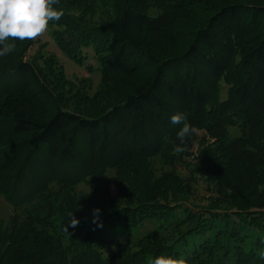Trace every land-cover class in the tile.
Here are the masks:
<instances>
[{
    "label": "trees",
    "instance_id": "16d2710c",
    "mask_svg": "<svg viewBox=\"0 0 264 264\" xmlns=\"http://www.w3.org/2000/svg\"><path fill=\"white\" fill-rule=\"evenodd\" d=\"M148 3L158 18L148 17ZM58 7L64 15L49 22L55 41L80 66L92 48L101 87L88 95L54 56L39 50L42 67L27 60L36 40L10 38L16 48L0 57V196L25 216L0 227V264H149L161 254L264 264V0ZM178 112L211 142L196 132L175 153ZM196 144L201 159L192 163ZM156 157L200 172L218 201L188 205L191 184L174 171L157 178ZM81 183L90 184L81 198L88 214L73 193ZM147 223L155 228L142 231Z\"/></svg>",
    "mask_w": 264,
    "mask_h": 264
},
{
    "label": "rangeland",
    "instance_id": "374dc122",
    "mask_svg": "<svg viewBox=\"0 0 264 264\" xmlns=\"http://www.w3.org/2000/svg\"><path fill=\"white\" fill-rule=\"evenodd\" d=\"M149 9L147 10V14L149 18H158L161 15V11L156 7L152 6L151 3ZM55 30V26L49 24L45 33H43L40 37L36 38L35 44L31 47L27 54V60L34 61V58L38 59L39 53L41 50L43 56H54L59 64L63 67L64 72L66 74L67 79L76 83L77 87H83L84 91L92 96L94 95L101 87V74L99 71V64L94 55L93 49H83V55L86 56V64L84 66L78 65L74 60L69 58L62 49L58 46L57 42L54 39L53 31ZM40 46L44 48L41 49ZM36 61V60H35ZM37 65L39 67L43 66V63L40 59L37 60ZM199 139L205 138L207 141L211 142L209 137H204L207 133L204 130H196ZM228 133L231 136H240V131L237 127H230L228 129ZM191 156H188V161L195 163L196 161L201 159L200 156V147L196 144L191 149ZM152 166L155 172V176L160 178L163 173L176 172L178 176L183 178L185 182L191 184L193 189L192 197L188 203V205L193 208H204L207 206H212V204L218 201L219 196L212 193L207 184L204 181V176L199 172L196 174H191L189 169L183 163H178L176 166H171L163 163L158 157L153 158ZM108 180V185L110 187L112 196L117 195L116 182L117 176L115 170H110L106 176ZM193 178V179H191ZM195 179L197 181H195ZM90 192V184L81 183L77 185L74 189V194L77 197V201L79 202L80 207H84V213L88 214L90 211V207L87 206V202H83L81 199L83 196L87 195ZM223 207V205H220ZM86 209L88 211H86ZM15 214H18L19 218L22 220L25 216V212L22 209L16 210L13 205L6 202L3 197L0 196V227H8L10 225L11 219ZM155 228V225L147 223L145 225L144 230L142 231H152ZM125 236L117 235L114 237L115 240H121Z\"/></svg>",
    "mask_w": 264,
    "mask_h": 264
},
{
    "label": "clouds",
    "instance_id": "9594fccd",
    "mask_svg": "<svg viewBox=\"0 0 264 264\" xmlns=\"http://www.w3.org/2000/svg\"><path fill=\"white\" fill-rule=\"evenodd\" d=\"M59 5L60 0H0V57L12 53L16 48L15 43L9 42L10 38L19 41L35 40L46 32L50 21H59L64 15ZM170 120L173 124L183 125L177 133L180 143L175 145L174 152L187 151L188 138L196 133V129L187 122L184 112L172 115ZM100 212L99 208L94 209L93 223L99 220ZM70 223L76 227L80 221L73 218ZM98 226L103 225L101 223ZM258 254L264 259V250ZM149 264H189V261L183 255L175 258L161 254Z\"/></svg>",
    "mask_w": 264,
    "mask_h": 264
}]
</instances>
